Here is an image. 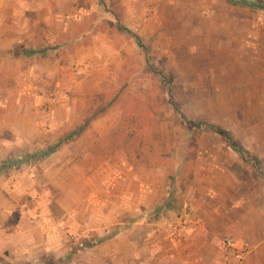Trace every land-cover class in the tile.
Returning a JSON list of instances; mask_svg holds the SVG:
<instances>
[{"label":"rangeland","instance_id":"1","mask_svg":"<svg viewBox=\"0 0 264 264\" xmlns=\"http://www.w3.org/2000/svg\"><path fill=\"white\" fill-rule=\"evenodd\" d=\"M47 4L40 5L42 22L48 17ZM50 6L55 13L51 30L46 25L40 28L56 40L49 48L41 45V52H47L41 56L64 70L50 90L26 92L21 104L24 119L40 125L36 131L43 140L53 133L57 139L53 143L47 139L40 150L26 142L5 161L46 151L59 142L61 147L76 143L86 132H81L82 124L92 97L125 90L138 100L154 127L153 166L137 172L153 173L147 187L161 195L149 211L148 235L160 233L173 217L192 212L196 174L204 168H226L236 174L238 182L230 186L250 205L263 206V9L228 0H56ZM138 40L149 48V55ZM13 109L1 110L0 117L20 115ZM121 116L117 106L101 118L107 121L102 132L116 139ZM60 123V129L53 128ZM194 123L203 127L193 129ZM226 133L248 150L245 157L232 151ZM37 164L34 159L20 167ZM116 232L112 229L110 235ZM104 240L95 233L86 240H62L58 247L64 253L45 257L41 264H112L96 249Z\"/></svg>","mask_w":264,"mask_h":264},{"label":"crops","instance_id":"2","mask_svg":"<svg viewBox=\"0 0 264 264\" xmlns=\"http://www.w3.org/2000/svg\"><path fill=\"white\" fill-rule=\"evenodd\" d=\"M52 1L0 0V111H20L0 117L1 165L26 142L40 150L47 139H57L53 133L43 140L36 131L40 125L26 122L21 104L26 92L50 90L64 70L39 54L41 45L49 48L56 40L40 28L51 30ZM42 2L49 3L43 22ZM106 123L95 121L76 143L60 147L37 165L0 173V264H41L45 257L64 253L58 247L62 240H86L92 233L105 238L96 249L112 264H228L222 252L227 238L251 246L241 264H264V204L250 205L230 186L238 176L226 168L208 167L196 174L192 212H183L195 219L191 231L181 239L170 232L168 224L182 213L157 235H148L149 211L161 198L147 187L153 173L138 175V169L148 166L128 162L124 150L114 147L118 137L102 132ZM52 126L60 129L62 124ZM112 229L117 232L110 235Z\"/></svg>","mask_w":264,"mask_h":264},{"label":"trees","instance_id":"3","mask_svg":"<svg viewBox=\"0 0 264 264\" xmlns=\"http://www.w3.org/2000/svg\"><path fill=\"white\" fill-rule=\"evenodd\" d=\"M230 4L239 5L245 8H257L264 10V2L260 0H228ZM139 47L149 55V48L138 40ZM50 47V46H49ZM47 54L43 50L39 54ZM149 63V58H148ZM125 90H118L111 95H97L90 100V113L87 115L84 124H82L81 132L89 129L93 122L106 116L112 109L120 106L122 109V116L120 120L121 133L119 134L115 144L121 147L128 162L132 166L146 165L148 167L153 165L155 160V140L154 127L151 121L144 116L143 110L137 103V99L132 95H128ZM127 97H129L127 99ZM127 99V100H126ZM193 129H201L202 123L192 124ZM212 129H217L212 127ZM228 145L234 153L245 157L248 154L241 144H239L230 133H226ZM63 142H59L46 151L30 154L28 157H23L18 160H12L11 163L5 162L0 166V173H4L8 168H15L24 164H29L30 160L45 159L57 152L62 146Z\"/></svg>","mask_w":264,"mask_h":264},{"label":"built area","instance_id":"4","mask_svg":"<svg viewBox=\"0 0 264 264\" xmlns=\"http://www.w3.org/2000/svg\"><path fill=\"white\" fill-rule=\"evenodd\" d=\"M195 225V219L190 214L183 213L174 222H170L168 228L175 238L181 239ZM251 251L249 244H241L233 238H227L222 245V252L228 264H241Z\"/></svg>","mask_w":264,"mask_h":264}]
</instances>
